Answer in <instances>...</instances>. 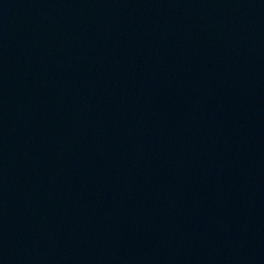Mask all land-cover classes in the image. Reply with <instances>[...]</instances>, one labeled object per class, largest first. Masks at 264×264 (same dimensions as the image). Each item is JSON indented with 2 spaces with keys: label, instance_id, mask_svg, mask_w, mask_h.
Returning a JSON list of instances; mask_svg holds the SVG:
<instances>
[{
  "label": "water",
  "instance_id": "95a60500",
  "mask_svg": "<svg viewBox=\"0 0 264 264\" xmlns=\"http://www.w3.org/2000/svg\"><path fill=\"white\" fill-rule=\"evenodd\" d=\"M0 264H264V0H0Z\"/></svg>",
  "mask_w": 264,
  "mask_h": 264
}]
</instances>
